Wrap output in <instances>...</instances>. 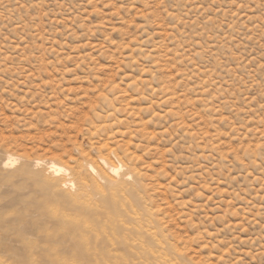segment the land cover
<instances>
[{"label": "rangeland", "instance_id": "1", "mask_svg": "<svg viewBox=\"0 0 264 264\" xmlns=\"http://www.w3.org/2000/svg\"><path fill=\"white\" fill-rule=\"evenodd\" d=\"M52 161L136 174L153 235L65 237ZM165 262L264 264V0H0V264Z\"/></svg>", "mask_w": 264, "mask_h": 264}, {"label": "bare ground", "instance_id": "2", "mask_svg": "<svg viewBox=\"0 0 264 264\" xmlns=\"http://www.w3.org/2000/svg\"><path fill=\"white\" fill-rule=\"evenodd\" d=\"M12 162H15V160L11 159L9 156L4 166L10 165ZM40 165L41 163L39 161L33 163V167L35 168ZM103 165L106 172L114 173L116 176L118 171L121 170V167H115L105 162V160L103 161ZM77 168L78 167H76V169ZM76 169L66 168L62 164L52 161L46 167V176L44 175L46 183L53 189L52 196H54L55 199L52 203L56 206V204L59 205L65 202V204L67 203L70 206V210L73 211V214H67L58 213L56 211L58 208L55 209L51 206L50 209H48L50 211V216L58 221L59 224H62L65 237L68 239H75L79 241L81 245L82 243H87L84 234L79 233L78 230L87 227L88 218L101 224L120 225L125 229H133L141 236L137 238L139 241H142V236L148 238L153 235L152 232H149V229L145 230L141 224L136 225L138 227L135 228L123 225L125 224L123 220L117 218L116 213H112L118 210V208H121L128 197H133L134 194H136L134 185L137 184V180H135L132 185L128 183L130 179L132 180V177L136 179V174L128 172L126 174H121L118 178L116 177V179L107 175L104 171V174H98L92 166H87L82 170ZM89 193H91L92 196H90ZM114 194H118V199L113 196ZM84 197H86V199H84ZM97 199H99V201L95 202ZM122 212L127 215L132 222L140 221V217L136 211L126 209L122 210ZM103 242L111 247L118 243L126 247V249L136 248L133 242H130L125 237L119 238L114 236L113 238H105ZM140 247L143 249L141 245ZM165 264L167 263L165 262Z\"/></svg>", "mask_w": 264, "mask_h": 264}]
</instances>
